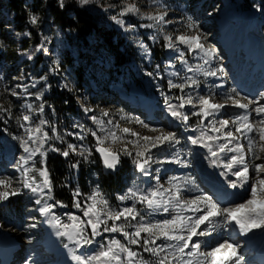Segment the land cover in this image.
Segmentation results:
<instances>
[{"label":"rangeland","instance_id":"374dc122","mask_svg":"<svg viewBox=\"0 0 264 264\" xmlns=\"http://www.w3.org/2000/svg\"><path fill=\"white\" fill-rule=\"evenodd\" d=\"M212 1L213 0H156L146 7L139 5L138 1H134L133 3L127 4H134L137 9H144L143 13H140L139 10L136 13H125L124 10L128 5L118 10L117 12L121 16L119 19L124 20L123 26L116 23L115 21V25H112V27H107L109 29H114L116 34H118L117 39H114V43L118 46L115 47L116 49L112 50L113 53H111V51L104 50L102 46L104 41L102 38L98 37L96 39L97 43H95L96 46L90 47L88 52L85 50L84 57L78 61L79 66H82L79 72L85 75L84 79H86L89 74H93L96 75L101 80L100 83H102L99 89V92H101L99 98H102V100H95V105L91 106V108L94 109L92 112H84L80 115L77 113L80 107L76 109V104L78 102L77 105L80 106V102L85 101L82 98L84 92L76 89L75 84L77 81L75 78H67L63 75L61 76V74L58 73V66L60 62L57 61L55 57H51V60L47 64V69L49 72L52 71V74H49V76L46 77L44 81H41V83L38 82L37 86H35V81L29 77L32 72H34L33 59H28L31 60L29 68L25 67L24 70H19V75H14L15 77L11 78V80H7L5 77L0 76V80H2L0 83V123L4 126L3 127L0 125V178H11L14 184L16 181H19L22 178V173L17 171L15 167L19 157L21 155H25V153H23V149L20 146V140L18 139L19 137L26 138L25 129L21 127V124H24L25 128L35 127L39 125L41 120H45L48 123L42 125V128L49 135V139L46 140L41 150V152L45 153V155L41 157L38 153L33 158V161L36 164L38 159L46 160L45 157L48 158L49 155L61 158L65 162L64 168H66L64 179L65 183H63V187L70 193L71 196H73V192L75 190H79L81 193L79 199L81 201H83L93 191L98 189L103 197L108 200L111 207L122 208L125 206H131L133 201L126 200L121 202L118 197L121 195H126L129 189L146 191L156 187L157 181L154 177L156 171H158L160 168H164V166L168 165L169 163L174 164L173 167H177L174 157L179 158V155H181L180 157L182 158L183 162L187 163L188 167L184 168V172H178L177 170H174L171 174L164 176V178L159 183L162 184L164 188H168L170 186L169 179L175 176L178 178L181 184H184V181L188 182L183 186L184 198L190 199L196 195L203 194L205 184L201 179H199L197 175L198 169L193 160L195 147L188 140L186 132L199 127H204L208 130L211 124H216L219 126L217 123L218 120H209L208 118L203 119L201 116L192 115V113L199 110L198 107L194 108L191 105H185L182 111L189 115V120L187 123L182 121L179 126H176L172 121H169L170 123H168V121H165L168 117H166L167 115H165V112L162 111L160 112L161 116H158V119H156L158 122H160L161 126L152 125L146 121L145 118L139 117L136 112L128 111L120 101L117 102L116 100L115 102L113 99L114 96L110 93L103 95L104 91H106L104 86L106 77H103V74L101 73V67L92 66L89 59L97 58L99 61L106 60L107 58L111 60L110 63L112 64V61L115 62L116 58L119 59L123 56L126 59V65L120 68L115 65V68L111 69L112 72L110 74L114 76L116 83L124 84L125 82L130 81L129 78L134 79L137 83L136 87H142L143 90L148 95H150V97H155L158 99L160 107L163 105H168L165 102V97L168 98V103L175 102L177 104L180 103L178 97L182 95L186 97L189 94H191L193 97L211 94L214 98V102L217 103H224L226 97L229 94H233V89L240 93L241 97H247L241 91H237V88L239 87L238 83L229 85L227 81L224 85L225 87H229L227 89L225 88L224 90V85H220V83L216 84L213 77H205L203 72L209 70L207 64H204L202 56H199L198 53L188 51L187 45L185 46L177 43L173 49L165 47L166 54L172 55L177 52L180 54L183 53V55L186 56L184 60L186 62L189 61L191 64L190 67L185 66L186 63H181L179 57L176 58V70H178L179 73L178 78H175L174 72L169 73L168 71V74L165 75V72L169 70V67L172 65V63H168L169 65L167 66L168 60L165 58L162 60L161 58L156 57V54L160 55V48L157 49L156 52H152V60H157L155 66L150 67L149 65L150 59H148V52L146 50V47H150L151 45L149 41L151 40L152 42H156V39H158L159 42H162L163 46H165L166 42L164 40V36L168 34L172 35L173 39H175V36L180 34L186 33L188 35H195L199 33L203 36H206V40L203 41L205 46L212 48L211 45L216 39V37L213 35V30L218 22L221 25V30L226 28L229 21H232L236 24L235 26L230 27L238 26L236 21L230 19L228 20L230 13L225 15L226 9L231 10V8H233L239 13L249 12L255 14L259 21L255 22L254 28H256L257 32L264 34V4L259 3V0H219L213 11H208L210 7L209 5ZM226 3H229L232 5V7L229 5L226 6ZM99 4L100 3H97L96 0H92V3L85 5V7H87L93 14H96L99 17V22L101 21V24H103L104 21L101 20L103 12L109 8L99 6ZM110 10L112 11V9ZM163 12L167 13L165 19L171 20L173 23L166 25L156 24L155 21L146 18L149 15L155 16ZM0 14L1 20L5 19L7 16V14L3 13L2 10L0 11ZM133 17L136 21L130 22L127 20V18ZM190 20L197 26L195 30L189 29L187 27ZM148 25L153 26L148 27ZM7 26V24L4 26V32L9 39L15 41L17 38L13 37L11 30H9ZM52 30L53 27L51 25V30L48 34V37L50 34H52ZM104 30L107 31L108 29ZM67 40L70 46L74 45V41H70L69 38H67ZM91 43L92 42L88 41V45ZM119 44L121 45L119 46ZM141 44H143L145 47H141ZM37 50L38 48L36 49V54ZM24 58L25 55L20 53V59L15 61V65H19L21 60ZM162 62L165 65L162 66ZM158 65L162 67H159ZM189 68H192L193 71H188ZM36 71L39 74L42 73L39 67L36 69ZM148 72H151L152 75H147ZM187 77L196 79L198 84L192 87H185L184 92H181L178 88L169 87L170 80L173 83L180 84L185 83ZM223 77L228 78V74L226 73ZM229 77L231 80V75H229ZM65 84H67L68 87H64ZM61 85L64 87V89L68 90L64 92L70 98L68 100L69 105H67L68 103L66 102V98L60 99L58 92L60 91L59 88ZM56 88L57 91L59 90L58 92L56 91ZM13 92L18 93V95H12ZM38 96L40 97L39 99H37ZM220 100H223V102H220ZM263 100L264 99H260V103ZM29 104L32 105L31 109L27 107ZM41 105H43V111L40 110ZM231 107L233 106H230L229 102V106H226L225 108ZM4 109H7L8 111H4ZM249 109H252V107ZM103 111H107L109 115L103 116ZM24 115H30V123L23 121L22 117ZM93 116L96 117V121H93ZM125 117L139 118L145 123H148L151 127L163 128L166 131L175 132L179 139V143L165 144L161 147L151 149L149 155L151 156V163L156 160V169L153 171L152 168L154 166H152L151 163L148 165V168L150 169L148 174L150 177H147L148 179L144 180L142 178L143 173L141 172L132 173V168H134L135 163V152L137 150L135 144H143V141H139L137 136H133L130 133H123L121 129L127 127L132 131L139 133L140 135L148 136H154L157 135V133H153L148 129H144L139 124L129 122V120L125 119ZM254 118L256 122L257 117L255 116ZM109 120H111L112 123H115L109 124ZM101 121L106 123L105 125L108 126L103 127V131H101ZM231 126L234 127L233 125ZM53 128L55 129V132H53ZM92 132H96V134L101 137L108 135L109 132L116 133L118 139L115 142L109 138L104 142L103 145L104 147H107L112 151L119 152L120 154V162L114 170L105 167L103 160L100 157V153L96 151V137L92 135ZM69 133H78L79 136L83 137V139L77 138L76 135H69ZM209 133L213 136L218 135L217 133L210 131ZM57 135L60 136L61 139H56L55 137ZM253 136L255 137L254 140H257L256 135ZM85 137L87 138V141L85 144H83ZM8 141H11L14 146L12 151L14 155L13 159L9 158L8 156ZM216 142H218V145L225 143L223 139ZM68 143L75 144L78 147L81 145L86 147L91 151V155L88 156L87 160L72 153H70L69 157L65 158L59 152L52 151L53 148H60L63 150L67 147ZM125 147L132 152L131 156L125 155L123 153L122 149ZM148 147L150 148V145H148ZM177 152L179 155L176 156ZM72 159H79L80 166L73 168L72 165L74 163H72ZM224 159L225 163L229 162L228 157ZM261 161L262 159L257 160L254 158V156L248 160L250 174L252 177H255V172L252 170L254 164L264 163ZM32 163L33 162L30 161L29 167ZM130 169L131 172H127V170ZM83 175L84 179L83 183H81L80 178ZM101 175L105 179L107 176H111L115 179L118 178V180L121 182L118 184L119 186H116V183L114 182L115 187H118L117 190H110L109 186H107V181L103 183ZM232 177L235 178L234 176ZM76 178H78V180H76ZM39 179L40 178L38 177L37 180ZM98 179L99 182H97ZM251 182L252 180H250V183ZM16 186L19 187V184H16ZM51 195L54 199L49 200V203H54L57 200L54 195V187L52 189ZM36 198L37 197L34 194L25 189L23 190L22 195L10 197L7 201L0 202V208H3L0 210V212H4V219H0V236L3 241L4 239L6 241L7 250H10L11 247V249L15 247L16 250L15 254L12 255L13 260L9 264H39L37 261H33L31 263L30 261L34 260L40 254L45 253L46 247H50L55 254V257L51 256V254H48L46 260L55 264L57 263L56 254H66L72 257V252H74L75 255L78 256L82 254L83 256H88L94 254V252L99 249V245L101 243H107L113 238L120 239L122 243H127L120 233H103L101 236L96 238L95 243L91 245H85L81 248H76V246L69 242L66 237L57 236L56 233L58 229L47 222L48 217L42 216L37 211L39 206L34 202ZM21 201L26 206L27 211L24 221H18V219L13 216L12 211H5L9 208L15 209L19 206ZM139 205L141 206V209L139 208L138 210L148 222L170 219L173 213H175L172 210H170L169 213H164L162 209L153 211L148 209L145 205ZM68 212L75 213L83 218L82 212H79L73 206H67L64 208L57 207L55 209V213L57 215H61L65 222H67V218L63 214ZM185 214L187 215L188 213ZM137 219H139V217ZM136 222L137 221H132L133 224ZM216 224L215 232L217 233L214 235V245L220 240L219 236L224 231L223 229L226 228L222 221H218ZM29 225H35V227H29ZM128 230L133 231L134 229L129 228ZM59 238L61 239L60 243L58 244ZM167 243L171 242L165 241L163 239L157 240V244ZM65 244H68V248H65ZM130 247L140 253L144 259L155 261V257H152L149 253L144 252L142 247L136 245H130ZM70 250L72 251L70 252ZM238 250L242 259L245 258L246 253H240L239 248Z\"/></svg>","mask_w":264,"mask_h":264},{"label":"snow or ice","instance_id":"6c2138e0","mask_svg":"<svg viewBox=\"0 0 264 264\" xmlns=\"http://www.w3.org/2000/svg\"><path fill=\"white\" fill-rule=\"evenodd\" d=\"M58 2L60 7L63 8L64 0H58ZM78 2L80 5L85 6L92 3V0H78ZM137 11L138 9L134 4H129L124 10L125 13H136ZM166 15L167 13L163 12L155 16L149 15L146 18L155 21L156 24L166 25L173 23V21L165 19ZM112 19L123 26V20H119L116 17H112ZM30 22L36 24L38 18L33 15L30 18ZM152 26L148 25V27ZM187 27L195 30L197 26L190 20ZM164 40L166 47L169 49L175 48L178 43L187 45L190 52L198 51L202 53L204 64H210L215 55V50L211 47H206L203 42L206 40V36L199 33L195 35L180 34L175 36V39L168 34L164 36ZM141 47L145 46L141 44ZM44 51L47 52V49ZM29 59H31L30 56ZM179 59L181 63H186L183 53H181ZM188 71L191 72L193 69L189 68ZM222 72V68H217L214 71H204L203 75L205 77H215ZM147 75L151 76L152 73L148 72ZM197 84L198 81L192 77H187L185 83L180 84L169 81L170 88H178L181 92H184L185 87H192ZM64 87H68V85L65 84ZM12 95H18V93L13 92ZM260 97L264 99V92L260 93ZM39 98L38 96L37 99ZM178 99L180 100L178 106L168 103L167 97H165V102L168 104L171 116L179 118L185 123L189 120V115L177 110L178 108L183 109L185 105H191L194 108L198 107L199 110L192 113V115L207 119L209 116L219 113L220 110L229 106V102L230 106L246 111L250 108V105L255 104L256 107L252 108L251 111L257 116L264 117V104L260 103V100L241 97L240 93L236 92L235 89H233V94H229L226 97L224 103L214 102L211 94L198 95L196 97L191 94L186 97L182 95ZM27 107L31 109L32 105L29 104ZM40 110L43 111V105L40 106ZM4 111L8 110L4 109ZM83 111L88 113L94 111V109L83 106ZM102 115L108 116L109 113L103 111ZM22 119L26 123L31 121L30 115H24ZM92 119L96 121L95 116ZM125 119L139 124L153 133H157V135L148 136L140 135L127 127L121 129L123 133H130L133 136H137L139 141H143V144H135L137 150L134 162L139 172L148 175L147 166L151 162V156L149 155L151 149L165 144L179 143L177 134L172 131H166L163 128L151 127L139 118L125 117ZM47 123V121L41 120L39 125L27 128H25L24 124H21V127L25 129L26 138L19 137L18 139L25 155L19 157L15 167L17 171L22 173V178L16 181L15 184L11 178H0V202L7 201L10 197L22 195L25 189L30 191L37 197L34 201L39 206L37 211L42 216L48 217L47 222L58 229L57 236L66 237L76 248L95 243L96 238L103 233H120L124 240L127 241V243H122L120 239L113 238L107 243H101L99 249L88 256H78L72 252V259L77 264H241L242 257L239 255L238 247L235 244L225 241L209 251H202L201 242L194 238L209 236L212 231L211 226L218 221H222L225 226L234 224L235 227H238L240 233L245 235L253 229H264V163L254 164L252 170L255 172V177H252L249 164L246 161L244 145L239 142L242 138L254 132L258 136L259 142H264V119L253 122L249 119V114L241 115L231 121L222 119L217 122L219 126L211 124L208 128V131L218 135H208L207 132L201 131L198 137H188V140L193 145L201 144L207 148L211 157H218L219 153L224 152L237 153L232 155L229 162L223 165L225 173L222 174L231 173L236 178L229 181V186L233 189L249 184V181L252 180L249 185V196L244 201L229 206H221L210 195L199 194L186 199L183 196V186L188 183L187 181L181 184L178 178L173 176L169 179L170 186L164 188L159 183L160 178L157 176L155 177L157 181L156 187L146 191L129 189L126 195L119 196L118 199L121 202L126 200L133 201L131 206L122 208L111 207L108 200L103 197L98 189L93 191L83 201L79 199L81 196L80 191L75 190L73 192V207L82 212L83 218L75 213H64L63 215L66 216L67 222L62 219L61 215L55 213L57 207L64 208L67 205L59 200L49 203V200L54 198L51 195L53 185L46 161L41 159L40 167H36L33 161V158L38 153L41 157L45 155V153L41 152V148L45 141L49 139V135L43 130L42 125ZM100 123L101 131H103V122L101 121ZM108 123L112 124V121L109 120ZM230 124L234 126V130L224 131L229 129ZM52 130L55 132L54 128ZM69 135H76L77 138L83 139L78 133H69ZM92 135L96 137V151L103 157L104 165L114 170L120 162V154L103 145L109 138L115 142L118 139L116 133L109 132L104 137L98 136L96 132H92ZM55 138L61 139L58 135ZM221 139L225 143L218 145V151H213L208 141L214 142ZM233 142H235L234 146L229 147L233 145ZM255 143H257L256 140L249 139L248 152L253 153L254 158L259 160L261 156L256 155L253 148ZM148 145H150V148ZM261 150L264 151V143H261ZM52 151L59 152L65 158L72 153L87 160L88 156L91 155V151L86 147L82 145L78 147L72 143H68L63 150L53 148ZM122 151L125 155H132V152L126 147ZM30 161L33 163L29 167ZM175 162L183 163L180 159ZM78 166L79 161L72 165L73 168ZM37 176L40 178L39 180H37ZM16 184H19V187ZM137 203L145 205L153 211L162 209L164 213H169L172 210L175 214L170 219L148 222L137 209ZM185 213L188 214L186 215ZM138 217L139 219H137ZM132 221L137 222L133 224ZM29 227H35V225H29ZM129 228L134 230L129 231ZM161 239L171 243L157 244V240ZM130 245L142 247L144 252L155 257V261L144 259ZM64 246L68 248V244Z\"/></svg>","mask_w":264,"mask_h":264},{"label":"built area","instance_id":"2783aa9c","mask_svg":"<svg viewBox=\"0 0 264 264\" xmlns=\"http://www.w3.org/2000/svg\"><path fill=\"white\" fill-rule=\"evenodd\" d=\"M47 1L48 0H44V2H47ZM32 2H33V0H27V3L32 4ZM96 2L101 3L102 0H96ZM138 10L140 13H143V11H144V9H140V8ZM14 15H15V13H14ZM112 17H116L117 19H119V17H117L110 9H107L103 12V16H102L101 20L104 21V23L101 24V21H100L99 31L101 32V34H104V33L112 34V42L115 45V47H117L118 45H116L114 43V39H117L118 34H116L114 29L107 28L108 26L112 27V25H115L114 24L115 20H113ZM119 20H122V19H119ZM101 25H102V27H101ZM30 27H31V22L28 21L27 24L24 26V33H23L25 39H27V40L31 38ZM52 27H53L52 34H50V36L48 38H46L40 46H38L37 54L34 56V59H36L38 56L42 55V59H41L39 66H38L42 73H41L40 77H38L37 79H34L33 81H35V83H36L35 86H37L38 82L41 83V81H44L46 79V77L49 76V74H52V71L49 72V70L47 69L48 68L47 64L51 60V57H55L57 59V61L60 62L59 66H58L59 67L58 73H60L61 76L63 75L67 78L68 77L69 78L70 77L75 78V80L77 81V83L75 84L76 89L81 91V92L82 91L84 92V94L82 95V98L85 101L80 102V106L77 105L78 102L76 104V109H78V107H80V109L77 111V113L80 115L81 113H84L83 106L91 107V106L95 105L94 102L96 99L99 101L102 100V98H99V96L101 95L100 94L101 92H99V89H100L102 83H100L101 80L96 75H93V74L92 75L89 74L87 76V78L84 79L85 75H83V73H82V75H80L81 73L79 72V70L82 66L81 65L79 66L78 61H79V59L84 57V53H85L84 51L85 50H87V52H88L90 47L96 46L95 43H97L96 39L98 37L102 38V39H103V37L96 31V29H93L91 31V34L88 35L84 40H79L78 43H74V45L70 46L67 38H69L71 41V33L68 30L63 31L61 28H59V26H56V25H52ZM7 28L9 30H11V34L13 35V37L17 38V35L12 30V26L8 25ZM104 29H108V30L106 31ZM221 31H222L221 25L218 22V24L215 25L214 30H213V35L216 37V39L214 40V42L211 45L212 48L215 50V55H214V58L212 59V61L210 62V64H207V67L209 68V70H213V71L216 70L217 68L223 69L222 73L213 77L215 79L216 84L220 83V85L221 84L224 85L228 81L229 85H232L233 83H237L236 81L240 80V78L238 76L234 77L235 75L230 74V72H229V68H231V66L234 65V63L238 59V55L235 56V52L233 50H230V49L228 50L225 47V45L223 44V42L225 41L224 37L221 33H219ZM88 41H90L92 43L90 45H88ZM103 41H104V39H103ZM149 42L151 45H150V47H146L147 48L146 50L148 52V59H150L149 65H150V67H153V66H155V63L157 60L156 59L152 60V52H153L152 46L159 45L162 42H159L158 39H156V42H152L151 40ZM120 45L121 44H119V46ZM102 46H103L104 50L111 51L108 49V47L105 44H103ZM165 47H166V44H165L164 48ZM45 49H47V52L43 51ZM231 54L233 55V57L235 56L234 60H231V57H230ZM180 55L181 54L179 52L174 53L172 55L166 54V48L164 49V55L162 57L160 56L159 58H161L162 60H164V58L166 60H168L167 66L169 65L168 63H172V65L169 67V70H167V72H165V75H167L168 71H169V73L174 72L175 78L179 77L178 70H176V65H177L176 58L180 57ZM185 57L186 56H184V58ZM109 60L110 59H107V58H106V60H99V61L97 60V58L89 59L92 66L101 67V73L103 74V77H106L105 78L106 82L104 83L106 91H104L103 95L110 93L111 95L114 96L113 99L115 100V102H116V100H117V102L120 101L127 108L128 111L136 112L139 115V117H142V118H145L146 120H148L150 118L148 112L144 109H141V108L138 109L137 108L138 107L137 98L139 99L140 96H136V95L134 96L132 93V90L137 88L136 87L137 86L136 81L132 78H129L130 81L125 82L124 84L123 83H116L114 76L110 74L112 72L111 69L115 68V65L119 68L124 67L127 63L126 59L122 64H117L116 61L115 62L112 61V64H111L110 63L111 60L110 61ZM186 64H188V65H186ZM186 64H185V66H188V67L191 66L189 64V62H186ZM12 65L13 64L0 65V76L5 77L8 69H10ZM163 65H165V64H163V62H162V66ZM162 66H159V67H162ZM226 73L228 74V78L223 77ZM229 75H231V77H232L231 80H230ZM260 75H261V79H259L257 82H255L253 84V86L256 87V91H257V89L264 88V73L262 72L259 74V76ZM241 82L242 83H238L239 87L237 88L238 89L237 91H241L243 94H245V96H247L250 99H254V100L262 99L260 97V93L264 92V90H262V92L260 91L258 95H256L255 92L246 93V92L242 91L241 84H242V86L244 84L247 86H251L253 81L250 82L247 80V78H244V79H241ZM116 86H119V87L116 88ZM253 86L250 88L251 90L253 89ZM221 87H223V86H221ZM228 87L229 86L225 87V85H224L223 89L225 90V88L227 89ZM59 89H60V91L59 90L58 91L63 92V93H65L64 91H68L67 89H64V87L62 85L60 86ZM244 89H245V87H244ZM56 91H57V88H56ZM143 92H145V91H143ZM148 96H150V95H148ZM66 102L69 104L68 101H66ZM220 102H223V100H220ZM156 103H159L158 99H156ZM261 103L264 104V100L261 101ZM250 107L254 108V107H256V105L253 104V105H250ZM248 110L249 111H246V114H249V119L251 121L255 122V118H254L255 116L257 117L256 122H258L260 119H264V117H262V116H257L254 112L251 111V109H248ZM162 111L163 110L154 111V114H156V117H157L156 119H158V116L159 117L161 116L160 112H162ZM73 113H75V112H73ZM165 115H166V113H165ZM237 117H239V116H237V114L235 115L234 113L230 112V108H224V109L220 110L219 113H216L212 116H209L208 119L219 121L222 119L232 120V119H236ZM165 121H168V123H170L169 122L170 120L168 118H166ZM114 123L115 122H113L112 124H114ZM105 124L106 123L103 122V127H108ZM228 130H234V127H232L230 124L229 129H225V131H228ZM253 135H256V133L254 132V133L248 134L246 137L242 138L239 141L241 144L244 145L245 156H246L247 162L249 159H251L254 156L253 153L248 152L249 139H255V137ZM256 137H257L256 138L257 143L255 144V147L253 146L254 152L256 155L261 156V159L263 160L264 159V151L261 150V143H264V142H259L257 135H256ZM86 141H87V138L85 137V139L83 140V144H85ZM234 144H235V142H233V145H230L229 147H233ZM227 154H228V159H230V157L232 155H236L237 153L234 154L232 152H227ZM45 159H46L45 161L47 163L48 158L45 157ZM77 161H79V159L78 160L72 159V163H76ZM155 161L156 160H154V162H152V163L150 162L151 165L154 166L152 168L153 171H155V169H156ZM79 164H80V161H79ZM129 168H130V166H129ZM147 171H148V173L150 172V169L148 168V166H147ZM127 172H131V169L127 170ZM135 172H139V171L135 167V163H134V168H132V173H135ZM171 173H172V171L167 172V170L160 168L158 171H156V173L154 174V177L158 176L160 178V180H159V182H160L164 178V176L171 174ZM147 177L149 178L150 176L144 175V174L142 176V178L144 180L148 179ZM76 180H78V178H76ZM97 182H99V179L97 180ZM77 183H78V181H77ZM203 194L212 196L211 193L205 189L203 191ZM213 199L215 200L214 197H213ZM136 207H137V209H139V208L141 209V206L139 205V203L136 204ZM223 230L225 231V229H223ZM225 232L227 233V230Z\"/></svg>","mask_w":264,"mask_h":264},{"label":"bare ground","instance_id":"6f19581e","mask_svg":"<svg viewBox=\"0 0 264 264\" xmlns=\"http://www.w3.org/2000/svg\"><path fill=\"white\" fill-rule=\"evenodd\" d=\"M230 5L229 3H226V6ZM230 13L228 20H234L237 22V27H230L235 26L236 24L232 21H229L226 28H224L220 33L224 37L223 44L227 49L233 50L235 52V56L238 55V59L234 63V65L229 68L230 74L235 75L234 77H239L240 80L236 81L237 83H242L241 79L247 78L248 81L252 82L251 86L243 85L241 84L242 91L246 93H253L255 92L256 95L259 94V92L264 90V88L257 89L253 86L255 82H257L259 79H261L260 73H264V34L257 32L255 27V22L259 21L258 17L255 14L252 13H239L238 11L231 8V10L226 9V14L228 15ZM226 24V23H225ZM229 27V28H228ZM183 45V44H180ZM186 46V45H185ZM198 53L199 56H202V53H199L198 51L194 52ZM244 53V54H243ZM235 56L231 54V60L235 59ZM189 62V61H188ZM190 64V63H189ZM188 65V64H186ZM191 65V64H190ZM253 86V89L250 88ZM119 86H116L118 88ZM245 87V89H244ZM261 87V86H260ZM115 88V89H116ZM143 88L139 87L132 90L133 95L140 96L138 99L137 97V103H138V109H144L149 114V119L146 120L150 124L155 126H161L160 122L156 120V114H154V111L163 110L168 119L176 126H179L181 124V120L179 118H174L171 116L168 105H163L160 107L159 103H156L155 97L148 96L145 92H143ZM144 99V100H143ZM146 99V100H145ZM173 105H179V103H171ZM179 111H182V109H177ZM230 112L234 113L237 116L245 115L246 111L243 109L237 108V107H231ZM156 120V121H155ZM201 131H205L208 133V135H211L209 131L204 127H199L194 130H189L186 132L187 137H198L200 135ZM46 142V141H45ZM209 144H211L213 151H218V142L216 141H208ZM45 144V143H44ZM43 144V146H44ZM8 156L9 158L13 159V144L11 141H8ZM194 153H193V160L195 162V165L198 169L197 175L199 176V179L203 181V183L207 186H209L212 190L216 191V193H220V196H218L215 200L220 203L222 206H229L235 203H240L244 201L249 196V184H245L242 187H237L235 189L231 188L229 186L230 180H235L236 178H233L231 173H227L226 175H223L222 173H225V169L223 167L225 163L226 157H228L227 152L219 153L218 157H211L209 154V151L207 148L203 147L201 144L194 145ZM43 148V147H42ZM41 148V150H42ZM234 153V152H232ZM236 154V153H234ZM166 155V154H165ZM179 155V153H176V156ZM174 157L175 160L182 158ZM215 161V163H213ZM264 162V159L261 161ZM174 164H168L164 166V170H167V172H173L174 170H177L178 172H184V168L188 167L186 162L183 163H177V167H173ZM240 167V166H237ZM175 214V213H173ZM216 223L212 225V231L209 236L206 237H198L194 238L201 242L202 251H209L211 248L216 247L218 244L224 243L225 241L229 243L236 244L243 240L251 241L253 242L249 243L248 246H243L242 244H239L240 247V253H243L247 255L245 259L241 260V264H264L262 262V259L264 258V229H253L251 232L245 234L240 233L238 227H235L234 224H231L233 226V231L230 233L228 232L226 234L225 231L221 233L220 240L217 242V244H213V240H211L212 234L216 231ZM227 227V226H225ZM238 236L237 240L233 239V237ZM241 237H244L241 239ZM235 240V241H234ZM32 245V244H31ZM16 246V245H15ZM37 246V245H35ZM12 248V247H11ZM10 248V249H11ZM15 248V247H14ZM19 249V248H18ZM13 254H15V249H13ZM7 248H6V241L1 238L0 236V255H2L3 260L2 264L10 263L13 260V256L10 253V256L8 257V261H4V258L7 256ZM35 252V251H34ZM258 257L256 256V254ZM47 255V252L43 253L40 257L37 259H34L31 262H35L38 260L43 259ZM57 256V263L56 264H77L76 261L72 259L69 255L66 254H56ZM79 256H83L79 255Z\"/></svg>","mask_w":264,"mask_h":264},{"label":"trees","instance_id":"16d2710c","mask_svg":"<svg viewBox=\"0 0 264 264\" xmlns=\"http://www.w3.org/2000/svg\"><path fill=\"white\" fill-rule=\"evenodd\" d=\"M134 1H138L139 5L146 7L156 0H102L99 6L108 7L114 11L113 13L117 17H121L117 11L126 7V5H128L127 3H133ZM218 2L219 0H213L209 5L208 11H213ZM259 3L264 4V0H259ZM1 10L7 14V16L5 19H0V65L13 64L11 68L8 69L5 76L7 80H11V78L15 77L14 75H19V70H24L25 67L29 68L32 59L34 61V72H32L29 77L32 80L40 77L41 73L39 74L36 69L39 66L42 55L38 56L36 59H34V56L36 55L38 46L48 37L51 25L59 26L63 31L68 30L71 33V41H74V43H78L79 40H84L91 34L93 29H96L103 37L104 44L108 49L111 50V52L116 49L112 42V34H101L99 31V17L93 14L87 7L80 5L78 0H64L63 8L60 7L58 0H48L47 2H44V0H33L32 4L27 3V0H0V11ZM33 15L38 18V22L36 24L31 23V38L27 40L23 34L24 26L30 21ZM127 19L130 22L136 21L134 17ZM6 24L11 25L13 32L17 35L15 41L9 39L4 32V26ZM159 48L160 55L156 54L157 58L164 55V46L162 43L157 46H152L153 52H156ZM20 53L24 54L25 58L21 60L19 65H15V61L20 59ZM29 56L31 60H28ZM124 61L125 58L123 56L119 59L116 58L117 64H122ZM80 75H82V73ZM1 82L2 80H0V83ZM58 94L60 95V99L66 98V101L70 99L63 92H58ZM0 125L3 126L1 123ZM46 164L54 187L55 198L62 201L65 205L72 207L73 196L63 187L66 172V168H64L65 162L59 157L49 155ZM35 166L40 167V159L37 160ZM83 177L84 175L80 178L81 183H83ZM102 181L103 183L107 181L106 183H108L107 186H109L110 190H117L118 187H115L114 182L116 186H119L118 184L121 183L118 178L115 179L111 176H107L106 179L102 177ZM1 209L3 208H0V210ZM5 211H12L13 216L16 217L18 221H24L27 212L26 206L22 201L15 209L9 208ZM3 217L4 212L2 211L0 212V219H4Z\"/></svg>","mask_w":264,"mask_h":264},{"label":"water","instance_id":"95a60500","mask_svg":"<svg viewBox=\"0 0 264 264\" xmlns=\"http://www.w3.org/2000/svg\"><path fill=\"white\" fill-rule=\"evenodd\" d=\"M100 157L102 158V160H103V157L101 156V154H100Z\"/></svg>","mask_w":264,"mask_h":264}]
</instances>
